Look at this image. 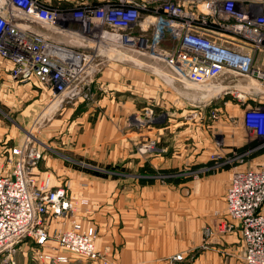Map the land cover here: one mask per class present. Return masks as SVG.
<instances>
[{
  "label": "built area",
  "instance_id": "obj_1",
  "mask_svg": "<svg viewBox=\"0 0 264 264\" xmlns=\"http://www.w3.org/2000/svg\"><path fill=\"white\" fill-rule=\"evenodd\" d=\"M41 29L80 42V49L54 42ZM0 59L12 64L13 82L49 91L52 112L95 104L97 78L112 65L155 73L167 84L210 95L212 122L219 121L221 108H227L224 97L231 95L246 142L217 163L230 166L225 214L215 232L203 228L201 249L215 234L238 232L243 264H264V163L254 162L264 157V0H103L73 9L42 0H4ZM144 113L135 117L136 124L155 120L150 110ZM214 143L221 147L223 136ZM160 151L151 139L137 147L144 156ZM43 155L40 144L26 139L9 149L11 166L0 171V264H15L18 247L29 244L48 264H66L70 257L113 264L107 250L96 247L95 228H84L77 219L88 201L73 197L69 183L55 186L49 174L37 175ZM215 158L221 156H210ZM168 264H184V257L175 255Z\"/></svg>",
  "mask_w": 264,
  "mask_h": 264
},
{
  "label": "crops",
  "instance_id": "obj_2",
  "mask_svg": "<svg viewBox=\"0 0 264 264\" xmlns=\"http://www.w3.org/2000/svg\"><path fill=\"white\" fill-rule=\"evenodd\" d=\"M3 1L0 0V5ZM42 1L60 9H73L103 0ZM41 31L54 42L80 49V42L49 30ZM11 68L12 64L0 59L1 102L19 103L26 95L35 97L37 94L28 88L33 83L11 80ZM156 83L159 88L155 91L167 95L168 84L158 74L131 66H108L95 84L96 104L77 103L60 110L61 114L51 125L54 130L50 139L55 143L45 144L47 151L40 145L44 155L36 173L38 176L49 174L55 186L69 183L73 197L88 201L77 219L82 227L95 228L96 247L107 250L113 264H168L175 255H182L184 264H243L244 248L238 232L215 234L207 249H201L203 228L209 227L215 232L225 214L224 196L230 170V166H218L210 160L209 156L218 150L212 140L206 138L201 128L193 129L197 124H192L193 134L186 129L187 124L181 118L184 112L181 116L167 113L165 121L143 130V137L128 127L130 117L147 109L154 116V110L166 104L165 100L160 104L156 100H153L155 104L150 103V97L158 94L151 90ZM40 89L49 96V91ZM138 92L142 93L144 102L138 100ZM138 103L143 104L138 106ZM175 106L177 110L181 108L179 100ZM226 106L230 108L228 103ZM233 108L240 111L237 105ZM174 117H180L179 121ZM219 127L225 136L230 133L224 145L234 146L218 151L222 158L244 147L246 132L240 122ZM219 127L213 124L212 130L207 131L212 133ZM145 136L156 139L164 152L144 158L135 153L137 140ZM56 149L69 151L83 162L103 165L104 169L70 166L74 165L69 162L74 158L70 154L68 158L57 155ZM254 159L255 162L258 157ZM157 175H168L171 179L161 181ZM26 249L38 255L36 249L27 245L19 246L17 254ZM35 264L48 263L36 258ZM66 264L96 263L70 257Z\"/></svg>",
  "mask_w": 264,
  "mask_h": 264
},
{
  "label": "rangeland",
  "instance_id": "obj_3",
  "mask_svg": "<svg viewBox=\"0 0 264 264\" xmlns=\"http://www.w3.org/2000/svg\"><path fill=\"white\" fill-rule=\"evenodd\" d=\"M155 78H153L154 80ZM156 82H159L158 80L155 79ZM168 86V91H166L165 96L161 95L160 91H155L156 88H159L157 83L156 85L154 84L151 90L153 92H156L158 94H154L150 97L149 100L150 103H154L153 100H156L158 104H160L161 100H165L166 104L164 103L163 108H156L154 110V116L155 120L149 124H136L135 117L141 118V116H145V110L141 111L140 113L135 114L134 116L130 117L129 122H128V127L130 129H135L137 130L139 136H144L145 133L143 130L147 129L148 126H153L157 125L158 122L160 121H165L167 113L171 115H176L179 114L181 116L184 112V115L181 117L183 121L186 122L185 128L188 129L189 131H192V124H197L193 129L195 128H201V131L203 134L206 136L207 139L212 140L213 147L218 148V151H222L224 148L225 149H230L234 148L233 145H224L225 143V138L227 139V136L230 133H226V136L223 134L219 126H232V123L230 121L234 120L236 122H239L240 120V111H236L235 105L236 100L232 98L231 95L227 94L224 97V101H228V104L230 108H221L219 112V121L218 122H212L210 119V110L211 108H214V106L211 104V97L210 95L208 96H203L205 93H199L197 90H195V87H186L187 89H183L180 84L178 83H171L169 82ZM41 86L39 84H32L31 86H28L30 92L34 91V94L36 95L35 97L30 96H25V98L18 100V102L15 103H9V102H1L0 100V171L7 173L11 164L8 166L7 161L9 159V149H11L14 145L16 144H21L23 141L26 139H30L33 142H36L38 145L42 144L41 146H45L51 143L53 139H50V136L52 134V130H54L53 126H51L55 119L58 118L60 113V110L58 112H52L53 108H50L51 102H50V97H48L46 94L42 92L40 89ZM153 94V93H152ZM137 98L139 101L144 102V98L142 97V93L138 92L137 93ZM152 98V99H151ZM162 98V99H161ZM146 99V98H145ZM148 99V98H147ZM181 103V108L178 110L176 109L175 104L178 103V100ZM203 100L201 104H198L197 101ZM221 104V100H218ZM223 101V102H224ZM97 102V101H96ZM95 102V104H96ZM143 104V103H140ZM138 103V106H140ZM205 104L206 107H202V105ZM94 105V104H92ZM67 106V105H66ZM213 106V107H212ZM148 107V106H147ZM150 109V108H149ZM51 110V111H50ZM240 110V109H239ZM180 117H174V119L179 121ZM226 120V121H225ZM140 122H142L140 120ZM198 123L201 124V127L198 125ZM172 124V123H170ZM213 124L216 126L218 125L219 129L216 128L210 133L209 131L212 130ZM237 126V125H236ZM210 127V129H208ZM209 130V131H207ZM228 130H232L231 127ZM59 131L58 128L55 129V134ZM140 131V132H139ZM176 133V131H175ZM193 134V133H192ZM216 134V135H215ZM224 138V143L221 147H217L214 143V139L216 137L217 140H220L221 135ZM152 136L155 135V132L151 134ZM139 138L137 141L138 144L135 145V153L138 154L137 152V147H140L142 145L148 144L149 143V138L146 137L147 139ZM153 142H155L157 150H162L160 153L164 152L162 147L159 146L158 142L156 139H152ZM244 143L246 142V136L243 138ZM55 143V141H53ZM231 144V143H230ZM45 150L47 151L48 147H44ZM215 148V149H216ZM214 149V150H215ZM57 155H62V157L68 158L67 154H70L72 156V160H70V163H74V165H70L73 167L80 168V166H88V167H94L97 168L98 170L101 168L102 170L104 169L103 165H96L93 163L89 162H83V160H80L79 158H75L77 155H72L69 151H59L56 149ZM158 153V152H157ZM156 154V152H154ZM219 154V153H218ZM139 155V154H138ZM220 155V154H219ZM140 157L144 158V155H139ZM222 156V155H220ZM229 157L228 155L224 158H219V159H210L211 161H214L215 163H221L225 161V159ZM210 158V156H209ZM257 158V157H256ZM264 157L261 158L258 156V161L259 163H264ZM261 160V161H260ZM255 161V162H256ZM234 165V164H233ZM264 165V164H263ZM164 177L163 181H167L168 179H171L170 176L168 175H157V177ZM33 245L29 244L27 247H32ZM27 250V249H26ZM25 250V251H26ZM25 251L15 254L14 256V263L15 264H35L36 258L39 259L38 255L34 256L32 255L31 251L26 252L25 256L24 253ZM39 254V253H38Z\"/></svg>",
  "mask_w": 264,
  "mask_h": 264
}]
</instances>
